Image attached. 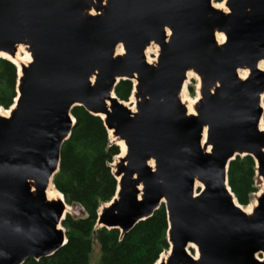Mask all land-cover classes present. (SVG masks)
I'll return each mask as SVG.
<instances>
[{
  "label": "water",
  "instance_id": "95a60500",
  "mask_svg": "<svg viewBox=\"0 0 264 264\" xmlns=\"http://www.w3.org/2000/svg\"><path fill=\"white\" fill-rule=\"evenodd\" d=\"M224 1L225 11L212 0H0V53L30 58L0 113V264L67 242L64 197L46 189L74 106L126 147L96 225L124 235L163 204L169 248L154 264H264V187L247 214L227 182L229 163L248 155L264 185V0ZM189 71L200 78L194 113L180 98ZM120 80L133 82L134 108L116 97Z\"/></svg>",
  "mask_w": 264,
  "mask_h": 264
},
{
  "label": "trees",
  "instance_id": "16d2710c",
  "mask_svg": "<svg viewBox=\"0 0 264 264\" xmlns=\"http://www.w3.org/2000/svg\"><path fill=\"white\" fill-rule=\"evenodd\" d=\"M17 79V67L10 60L0 58V107L3 109H8L17 97ZM132 91L133 82L129 80H120L114 88L116 97L124 102L129 101ZM71 115L75 124L62 144L59 169L52 185L67 205L78 206L85 216L66 214L61 221L67 239L65 245L49 257L31 258L23 264H88L93 241L100 250L99 264H154L169 248L165 206L160 205L149 218L138 222L124 235L118 229L98 227V209L116 191L117 181L110 164L119 148L110 142L99 116L82 106H74ZM255 179L256 164L251 156L236 157L229 163L227 182L239 205L246 206L257 191Z\"/></svg>",
  "mask_w": 264,
  "mask_h": 264
},
{
  "label": "rangeland",
  "instance_id": "374dc122",
  "mask_svg": "<svg viewBox=\"0 0 264 264\" xmlns=\"http://www.w3.org/2000/svg\"><path fill=\"white\" fill-rule=\"evenodd\" d=\"M212 5L214 7L220 8L222 10H227L224 0L219 1V2L212 0ZM151 45H152V49L149 48L148 51L146 52V57L148 59H150L149 62H153L159 53V47L156 44H150L148 47H150ZM21 49H22V55L27 54L29 56V53L25 50L24 47H21ZM27 62H28V60H24L20 63L26 64ZM242 74H245V73L242 72ZM183 97H184V99H182V96L180 95L182 103H184L186 105V107L189 105L194 110L196 103L200 99V78L195 73H194L193 77L186 79L185 87L183 90ZM134 101H135L134 97L131 95L129 101L126 102V105L134 108ZM0 113L6 114L8 116L9 115V109H3L2 107H0ZM109 139H110V142H113L114 144L116 143L115 142L116 139H114V137L112 135L109 137ZM118 148H119V146H118ZM120 154H121V152H120V148H119V153L114 157L112 163L110 164L111 169H112V165L115 164L119 158L124 156V155H122L120 157ZM255 187H256L257 191L250 196L249 203L246 206L240 205L241 207H243L246 210H249L252 205L254 207L257 204L256 199L258 197V194H259V192L262 191V189L264 187L263 181L257 176L255 179ZM102 205L103 204H101L100 206H102ZM67 206L69 207V209L67 210L66 214H69L73 217L85 216L83 211L78 206H69V205H67ZM61 228L63 229L62 226H61ZM188 250L192 256L197 255L196 249L188 248ZM164 254H165V258H166L167 252H164ZM257 257L261 258L262 254H259V256H257ZM99 259H100V250H99L97 243L95 241H93L92 250L90 253L88 264H99Z\"/></svg>",
  "mask_w": 264,
  "mask_h": 264
},
{
  "label": "bare ground",
  "instance_id": "6f19581e",
  "mask_svg": "<svg viewBox=\"0 0 264 264\" xmlns=\"http://www.w3.org/2000/svg\"><path fill=\"white\" fill-rule=\"evenodd\" d=\"M224 11H225V10H224ZM224 39H225V37H224L223 34H216V40H217L219 43L223 42ZM149 48L152 49V45L146 49V51H145V56H146V52L148 51ZM116 52H117V53H121V52H122L120 46L116 49ZM0 57H3V58H6V59H9V60L12 61L14 64H16V66H17V70H18V74H19V70H20V62H22V61H24V60H28V61L30 60V58H29V56H28L27 54L22 55V49H21V47L18 48V50H17V52H16V54H15L14 57H11V56H9V55H7V54H4V53H0ZM146 59H147L148 61H150V59H148L147 57H146ZM258 67H259V69L264 70V61H261V62L258 64ZM242 72L245 73V74H242ZM238 73H239V76H240L241 78H245L246 75H247V72H246V71H239ZM193 76H194V73H192L191 71H189V72L186 74V79H188V78H190V77H193ZM184 87H185V83H184V85H183L182 92H181V94H180V95L182 96V99H184V97H183V90H184ZM187 110H188L189 113H194V110H193L189 105L187 106ZM1 114H2L3 116H7L6 114H3V113H1ZM260 128H261V129H264V124H263L262 122L260 123ZM108 135H109V137H110V136L112 135V131L109 130V131H108ZM115 142H116V144H117V145L119 146V148H120V152H121L120 157H121L122 155H124V153H125V151H126V147H125L123 141H121V140L116 139ZM204 143H205V130H204V132H203V139H202V144H204ZM112 171H114V164L112 165ZM117 179H118V178H117ZM194 186H195V188H197V189L202 187L201 183L198 182V181L195 182V185H194ZM138 189L140 190L141 187H138ZM46 196H47L48 199H62L61 194H60L57 190H55V188H54V186L52 185V182H51V181L49 182L48 187H47V189H46ZM234 201H235V200H234ZM235 204H236V202H235ZM241 208L243 209L244 212H246L247 214H249V213L251 212L252 208H253V205L250 207L251 210H250V209H249V210H246V209H244L243 207H241ZM68 209H69V207L67 206V207H66V211H67ZM190 247L194 248V246H190ZM194 249H195V248H194ZM164 258H165V254L162 253V254L160 255V259L163 260Z\"/></svg>",
  "mask_w": 264,
  "mask_h": 264
}]
</instances>
